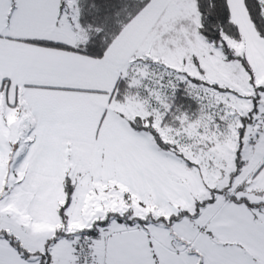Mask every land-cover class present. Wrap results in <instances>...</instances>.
<instances>
[{
    "label": "snow or ice",
    "instance_id": "snow-or-ice-1",
    "mask_svg": "<svg viewBox=\"0 0 264 264\" xmlns=\"http://www.w3.org/2000/svg\"><path fill=\"white\" fill-rule=\"evenodd\" d=\"M0 264H264V0H0Z\"/></svg>",
    "mask_w": 264,
    "mask_h": 264
}]
</instances>
